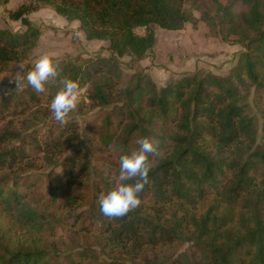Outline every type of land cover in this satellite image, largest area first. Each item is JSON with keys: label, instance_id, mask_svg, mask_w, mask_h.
I'll return each instance as SVG.
<instances>
[{"label": "trees", "instance_id": "1", "mask_svg": "<svg viewBox=\"0 0 264 264\" xmlns=\"http://www.w3.org/2000/svg\"><path fill=\"white\" fill-rule=\"evenodd\" d=\"M36 1L78 21L87 41L107 42L108 56L61 61L50 80H77L90 106L107 109L98 141L117 157L104 155L103 169L89 168L80 151L56 158L78 136L68 134L74 124L31 130L28 110L39 96L30 87L1 100L0 213L25 238L0 243V264H51L61 250L67 264H264V144L254 113L264 101V0ZM185 1L212 35L242 46L236 63L223 75L200 68L162 87L147 72L127 76L117 58L143 60L156 43L155 27H196ZM33 10L19 4L9 12L23 31L0 28V74L37 45L41 31L25 17ZM144 137L157 152L148 154L140 206L107 217L100 196L119 181L121 153ZM54 164L62 170L48 171L41 198L30 173ZM58 231L68 239H56ZM46 237L54 240L45 245Z\"/></svg>", "mask_w": 264, "mask_h": 264}, {"label": "rangeland", "instance_id": "2", "mask_svg": "<svg viewBox=\"0 0 264 264\" xmlns=\"http://www.w3.org/2000/svg\"><path fill=\"white\" fill-rule=\"evenodd\" d=\"M10 1L7 5L0 4V28H8L17 32L23 31L25 27L19 20L10 19L9 12L16 10L19 4H25L34 8L25 17L40 29L41 35L26 61L11 63L9 69L0 74V101L12 92H18L27 87L36 92L28 85L24 77L33 67L34 62L42 55L51 56L56 66L61 61L73 60L77 56L109 55L106 41H87L83 32L79 29V22L74 21L75 23H71L72 21L58 15L53 4L40 3L36 0ZM183 8L190 19L196 18V27H192L190 22H187L181 30L176 31L155 27L156 43L143 60L135 61L130 56L117 58L121 70L127 76L135 72H147L152 75L157 87H162L200 68L223 75L236 63L243 48L235 41L234 37L231 36L228 41H223L220 37L212 35L208 31L207 25L199 19V12L193 9L190 2L185 1ZM135 32L143 34L144 29L136 28ZM17 80H19V86ZM79 85L77 106L70 111L64 121H56L49 106L62 85H55V82H52L49 78L45 82L44 91L36 92L39 96V102L28 110L29 116L32 117L31 130L37 129L44 133L52 125L56 127L74 124V130L68 132V134L76 133L78 136L73 139L74 143L72 142V145L56 158H65L80 151L85 156L89 168L95 165L96 168L103 169L106 166L105 163L102 165L104 155L109 153L112 157H117L111 149L100 146L98 141L101 115L103 110L107 109L90 106L89 101L86 99V86L81 83ZM260 108L262 110L260 112L256 108L253 111L256 113L259 122L257 142L258 144H264V134L262 132L264 101H262ZM30 133V131H27L26 136ZM139 148V143L134 141L131 151H138ZM33 170L30 177L39 182L37 194L44 198L47 196L46 174L49 170L60 173L62 168L54 164V167H39ZM61 182L62 178L58 176V183ZM81 187L80 185L77 189H81ZM57 234L56 239L61 236L68 239V236L60 231ZM24 238L23 235L18 234L13 218L10 215L0 213V243L11 244L12 240L24 241ZM50 240H54V238L46 237L45 245ZM74 244H76V247L78 246L77 242ZM50 258L51 264H67L65 252L62 250L58 255H52Z\"/></svg>", "mask_w": 264, "mask_h": 264}, {"label": "clouds", "instance_id": "3", "mask_svg": "<svg viewBox=\"0 0 264 264\" xmlns=\"http://www.w3.org/2000/svg\"><path fill=\"white\" fill-rule=\"evenodd\" d=\"M57 75L52 57L45 54L39 57L24 79L36 92H43L45 82ZM19 86V80L16 81ZM79 82L74 79L62 81L50 103V111L56 121H64L79 100ZM140 148L131 153H121L119 157V181L112 189L100 196V210L107 217H122L131 209L140 206L139 194L148 182L151 166L148 154L156 153L157 147L147 137L138 140ZM134 181V182H130Z\"/></svg>", "mask_w": 264, "mask_h": 264}, {"label": "crops", "instance_id": "4", "mask_svg": "<svg viewBox=\"0 0 264 264\" xmlns=\"http://www.w3.org/2000/svg\"><path fill=\"white\" fill-rule=\"evenodd\" d=\"M11 2V1H10ZM9 4V3H8ZM71 23H75L74 21H72Z\"/></svg>", "mask_w": 264, "mask_h": 264}]
</instances>
